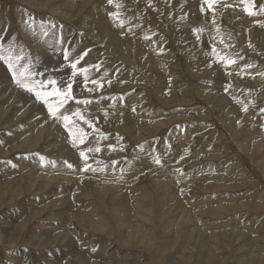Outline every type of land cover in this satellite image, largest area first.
<instances>
[{"label":"rangeland","instance_id":"obj_1","mask_svg":"<svg viewBox=\"0 0 264 264\" xmlns=\"http://www.w3.org/2000/svg\"><path fill=\"white\" fill-rule=\"evenodd\" d=\"M254 3L250 16L242 0H0V43L33 79L68 80L64 49L100 65L94 91L73 85L91 102L60 109L92 122L75 118L87 136L73 145L0 61V264H264ZM95 147L86 172L79 153Z\"/></svg>","mask_w":264,"mask_h":264},{"label":"snow or ice","instance_id":"obj_2","mask_svg":"<svg viewBox=\"0 0 264 264\" xmlns=\"http://www.w3.org/2000/svg\"><path fill=\"white\" fill-rule=\"evenodd\" d=\"M109 4H113L114 0H108ZM218 3V0H202V11L203 5H207L209 10L215 11L214 6ZM242 3L245 4L244 11L248 13L250 16L257 15V12L254 10L256 5L254 0H242ZM231 7V5H225ZM260 11H264L261 9ZM114 18H118V13H111ZM121 26H123V22L121 21ZM264 27V24H261ZM53 27H56L53 25ZM197 33L203 31L202 28H197L195 30ZM47 35V32L44 33ZM71 51L69 49H64L62 52V58L64 61L68 62V67L70 71V78L65 81L58 82L56 79H45L37 81L33 79V73L30 71L31 64L28 65H21V61L24 60V55L20 54H13V50L11 48L5 49L4 44L0 43V61H3L4 64L7 65L8 69H10L13 73V77L17 85L30 93H34L35 98L39 101H42L48 109L50 116L55 119L63 122V125L66 129H68L69 134L72 137L73 145L84 144L86 140L87 133L84 131L82 127H78L75 118H79L80 121H83L84 124L92 126V122L87 120L81 113L79 109L75 110L72 114H64L60 112V109L64 108L66 104L70 101H74L77 104L87 105L91 101L88 99H77L73 94V85L76 82L77 78L82 79V86L89 92L94 91L93 88H89L88 84L91 83L93 85H99L100 82L97 80H90V71L92 69H99L100 65H86L80 66L81 61L83 60L84 56L87 55V52H84L80 55L73 57L71 60L69 59L71 56ZM221 60H225L226 58L220 57ZM227 63H235V61L228 60ZM248 68H251L252 65H248ZM39 75V74H35ZM264 75V73H261ZM48 86H51V90H47ZM54 98L53 100H50ZM247 111V108H245ZM101 148H88L87 152L80 151L79 155L84 160V171H97V169L92 168L91 164L88 163L90 159L88 153H99ZM41 159H44L43 157ZM100 164V161H97ZM155 163L160 164L161 160L159 157L155 158ZM69 168L73 167L71 164L67 165ZM15 167V165H13ZM103 171V168L99 169Z\"/></svg>","mask_w":264,"mask_h":264},{"label":"bare ground","instance_id":"obj_3","mask_svg":"<svg viewBox=\"0 0 264 264\" xmlns=\"http://www.w3.org/2000/svg\"><path fill=\"white\" fill-rule=\"evenodd\" d=\"M192 8V7H191ZM110 29V28H109ZM46 60V59H45ZM4 78V77H3ZM13 95V94H12ZM199 234V233H198Z\"/></svg>","mask_w":264,"mask_h":264}]
</instances>
